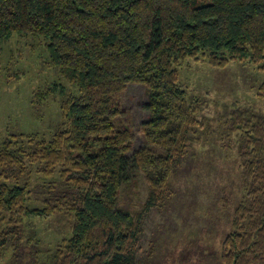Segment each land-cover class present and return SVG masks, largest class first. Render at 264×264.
Instances as JSON below:
<instances>
[{"label":"trees","instance_id":"1","mask_svg":"<svg viewBox=\"0 0 264 264\" xmlns=\"http://www.w3.org/2000/svg\"><path fill=\"white\" fill-rule=\"evenodd\" d=\"M14 34L47 40L46 65L64 81L37 90L33 103L58 96L61 127L50 138H4L0 242L7 248L25 217L61 215L73 219L72 232L40 264H141L136 247L145 210L165 203L201 125L180 68L193 59L219 68L249 63L264 72V0H0V43ZM130 83L143 87L147 110L145 142L135 149L132 130L116 124ZM223 119L225 135H238L245 193L222 261L264 264V115L234 106ZM27 167L61 178L45 183L43 206L28 204L27 181L5 175ZM134 169L148 183L140 209Z\"/></svg>","mask_w":264,"mask_h":264},{"label":"rangeland","instance_id":"2","mask_svg":"<svg viewBox=\"0 0 264 264\" xmlns=\"http://www.w3.org/2000/svg\"><path fill=\"white\" fill-rule=\"evenodd\" d=\"M46 42L45 38L14 34L0 43V146L11 133L50 138L61 127L58 96L33 103L37 90L64 81L46 65ZM180 70L181 83L197 106L201 125L187 155L177 163L165 203L145 210L136 255L141 264H224L223 244L234 229L235 209L245 192L238 135H225L223 116L234 106L264 115V72L249 63L232 62L219 68L193 59ZM12 72H20V77L10 80ZM143 91L140 84H128L120 97L123 111L116 119L118 126L132 130L133 149L145 142ZM26 169L23 173L11 168L5 175L11 182L27 181L31 189L28 204L43 206L48 197L45 183H59L61 178H45L35 167ZM132 174L137 183L134 205L140 209L148 196V183L140 171L134 169ZM30 222L37 232L32 240ZM72 225V218L61 215L25 217L15 228L17 235L11 244L5 248L0 242V264H40L70 236Z\"/></svg>","mask_w":264,"mask_h":264}]
</instances>
